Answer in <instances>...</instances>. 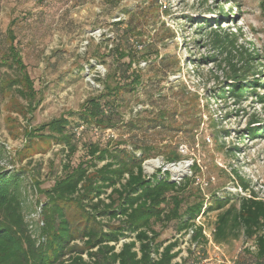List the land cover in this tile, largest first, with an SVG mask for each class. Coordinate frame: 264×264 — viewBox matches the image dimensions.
<instances>
[{
    "label": "rangeland",
    "instance_id": "1",
    "mask_svg": "<svg viewBox=\"0 0 264 264\" xmlns=\"http://www.w3.org/2000/svg\"><path fill=\"white\" fill-rule=\"evenodd\" d=\"M111 1L0 0V33L13 26L34 82L31 96L18 93L26 86L16 85L0 99V166L22 173L30 229L39 233L45 191L63 176L65 166L89 164L91 145L114 148L128 138L124 126L95 132L85 124L82 136L73 139L76 151L70 156L60 136L46 126L60 119L77 123L86 101L103 91L115 47L111 24L129 19L138 25L135 38L149 61L134 66L142 70L146 84L124 96L121 119L128 122L138 114L153 119L165 111L176 120L171 125L176 129L165 130L164 146H178L188 156L171 165L163 157L146 160L145 174L161 171L163 177L168 171L172 180L185 183L193 178L196 162L201 173L189 188L183 210L198 202L199 190L210 195L205 209L213 195L229 196L237 205L251 193L264 200V0H115L110 7ZM216 36L229 45L218 49ZM161 59L171 73L166 80L155 65ZM235 69L246 73L235 74ZM236 75L248 91L240 101L228 91ZM11 77L13 72L1 68L0 81ZM154 134L145 136L153 140ZM180 168L183 172L177 173ZM241 179L248 191L242 189ZM217 215L208 212L197 220L208 243L196 249L186 238L184 258L195 264H235L250 258L248 250L256 251L254 241L244 234L217 244ZM68 216L84 226L78 207L72 206ZM157 230L160 240L174 237L172 227Z\"/></svg>",
    "mask_w": 264,
    "mask_h": 264
},
{
    "label": "trees",
    "instance_id": "2",
    "mask_svg": "<svg viewBox=\"0 0 264 264\" xmlns=\"http://www.w3.org/2000/svg\"><path fill=\"white\" fill-rule=\"evenodd\" d=\"M115 4L112 0L110 7ZM111 25L115 29V47L110 54L113 60L107 64L103 91L86 101L77 115V123L60 119L46 127L60 136L70 156L76 151L73 139L82 136L85 124L95 132L124 126L128 138L120 140L114 148L111 144L104 149L91 145L89 164L64 167L63 176L45 191L47 201L41 204L43 221L38 234L30 229L26 220L22 173L0 166V264H195L182 256V246L187 233L193 229L189 242L196 249L205 248L208 239L197 220L208 212L218 213L213 233L217 244L237 239L241 234L254 241L256 251L248 250L250 258L235 264H264V200L251 193L249 197H240L237 205L232 204L229 196L222 199L213 195L210 206L205 209L208 194L199 190L198 202L183 210L190 196L189 188L201 173L196 162L192 167L193 178L185 183L173 181L168 171L163 177L161 171L152 176L145 174L143 163L146 160L163 157L165 164L171 165L188 156L181 153L178 146L172 150L164 146L166 131L176 129L171 126L176 120L165 111H159L153 119L143 118L142 114L128 122L121 119L124 96L146 84L142 70L134 66L146 63L149 56L142 52L144 46L135 38L138 25L133 19ZM214 40L218 49L230 43L220 36ZM155 65L162 76L165 75V80L171 75L165 70L164 59ZM1 68L13 72L14 78L0 81V99L6 89L16 85L26 86L25 92L17 90L18 93L31 96L34 82L13 26L0 33V73ZM234 72L243 74L246 69ZM239 80L240 76L233 77L228 91L232 98L240 101L248 91ZM148 103L155 106L152 99ZM81 126L84 130L78 137L76 129ZM153 131L155 139L145 136ZM192 149L191 146L188 151ZM99 163L104 164L99 167ZM240 181L242 189L248 191V186ZM72 206L83 214V227L79 226L80 222L69 219ZM159 226L173 228L175 233L171 239L174 242L160 240Z\"/></svg>",
    "mask_w": 264,
    "mask_h": 264
},
{
    "label": "built area",
    "instance_id": "3",
    "mask_svg": "<svg viewBox=\"0 0 264 264\" xmlns=\"http://www.w3.org/2000/svg\"><path fill=\"white\" fill-rule=\"evenodd\" d=\"M83 130H84V127H83V126H81V127H79V128L76 129V133H77V136H78V137L81 135V133L83 132ZM193 233H194V230L191 229V230L187 233L185 239H186V238H188V239L191 238V236L193 235Z\"/></svg>",
    "mask_w": 264,
    "mask_h": 264
},
{
    "label": "bare ground",
    "instance_id": "4",
    "mask_svg": "<svg viewBox=\"0 0 264 264\" xmlns=\"http://www.w3.org/2000/svg\"><path fill=\"white\" fill-rule=\"evenodd\" d=\"M156 165H157V164H156ZM176 172H177V173H181V172H183V169L180 168V169L176 170Z\"/></svg>",
    "mask_w": 264,
    "mask_h": 264
},
{
    "label": "water",
    "instance_id": "5",
    "mask_svg": "<svg viewBox=\"0 0 264 264\" xmlns=\"http://www.w3.org/2000/svg\"><path fill=\"white\" fill-rule=\"evenodd\" d=\"M174 181V180H173Z\"/></svg>",
    "mask_w": 264,
    "mask_h": 264
}]
</instances>
